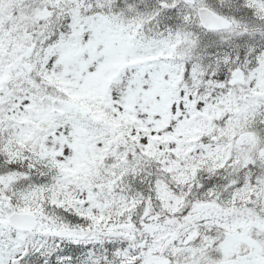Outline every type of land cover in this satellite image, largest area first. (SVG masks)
Returning <instances> with one entry per match:
<instances>
[{
	"label": "snow or ice",
	"instance_id": "6c2138e0",
	"mask_svg": "<svg viewBox=\"0 0 264 264\" xmlns=\"http://www.w3.org/2000/svg\"><path fill=\"white\" fill-rule=\"evenodd\" d=\"M0 264H264V0H0Z\"/></svg>",
	"mask_w": 264,
	"mask_h": 264
}]
</instances>
